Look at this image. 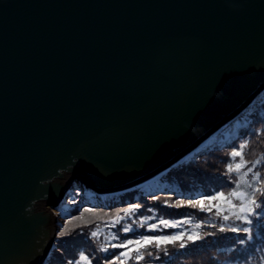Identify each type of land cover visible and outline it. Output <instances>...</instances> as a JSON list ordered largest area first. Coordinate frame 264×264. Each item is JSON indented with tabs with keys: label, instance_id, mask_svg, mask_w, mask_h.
Segmentation results:
<instances>
[{
	"label": "water",
	"instance_id": "obj_1",
	"mask_svg": "<svg viewBox=\"0 0 264 264\" xmlns=\"http://www.w3.org/2000/svg\"><path fill=\"white\" fill-rule=\"evenodd\" d=\"M263 94L264 0H0V264L48 263L72 178L139 188Z\"/></svg>",
	"mask_w": 264,
	"mask_h": 264
},
{
	"label": "trees",
	"instance_id": "obj_2",
	"mask_svg": "<svg viewBox=\"0 0 264 264\" xmlns=\"http://www.w3.org/2000/svg\"><path fill=\"white\" fill-rule=\"evenodd\" d=\"M222 137L227 138V135L223 134ZM240 144L246 145L243 154L247 161L260 160L264 164V97L246 115L237 137L233 140L226 139L223 144L199 155L194 161L175 166L140 188L120 196L108 197L105 207L93 208L96 212H83L80 206H76L62 227V230L67 229L66 234H58L49 264H67L73 257L78 258L80 252L88 255L92 264H104L106 257L111 258L113 253L118 254L122 249L110 248L109 252L105 253L100 250L102 245L120 243L125 239H138L141 234L170 235L177 231L193 230H198L203 237L195 244L188 243L183 249L179 248L178 244L167 245V254L162 249L150 247L147 251L152 255L148 256L145 252V259L139 264H264V220L260 221L259 227L255 224L252 226L253 238L240 244L236 234L218 231L220 224L229 227L233 224L242 226L234 218L223 221L215 215V211L201 212L190 207L177 208L165 204V201L175 205L178 200L186 202L188 199H199L217 191H231L235 187L231 182L235 179V174L231 177L226 175V164L238 162L239 158L232 160L230 152L233 146L238 147ZM256 170L264 174V167L261 165H257ZM155 186H158L159 190L155 191ZM153 196L159 199L154 200ZM132 204H139L140 208L125 217L120 224L108 226L119 209ZM82 212L83 219H72L74 216H80ZM161 219L184 223L175 229L160 226L157 232H149L148 226L159 224ZM69 220L72 222L68 223ZM197 224H200L201 228L196 229ZM213 224H216L217 228L211 227ZM124 226H129L131 231L123 232ZM92 231H98L99 235L92 237ZM207 233L215 235H206ZM113 235L117 237L116 240H112ZM129 264L137 262L131 260Z\"/></svg>",
	"mask_w": 264,
	"mask_h": 264
},
{
	"label": "snow or ice",
	"instance_id": "obj_3",
	"mask_svg": "<svg viewBox=\"0 0 264 264\" xmlns=\"http://www.w3.org/2000/svg\"><path fill=\"white\" fill-rule=\"evenodd\" d=\"M245 144H240L238 147L233 146V150L230 152L232 160L239 158L235 164H226V175L230 177L235 174V179L231 182L235 185L231 191L225 193L224 191H217L215 194H207L201 196L199 199H188L176 201L175 205L165 204L168 206L190 207L197 209L201 212H213L217 217L222 218L223 221L233 219L239 222L242 226H226L220 224L218 231L220 233L231 232L239 237V243L244 244L247 240L253 238L252 231L253 225L260 226V221L264 220V174L259 170H256L257 165L264 167V164L260 160L254 162L247 161L243 154ZM152 199L158 200L159 197L153 196ZM139 204H132L127 208H121L117 211L116 216L111 220L108 226L114 227L120 224L122 220L128 215L132 214L134 210L139 209ZM83 212H96L93 208H84ZM83 212L80 216H74L72 219H83ZM123 213V215H121ZM69 220L68 223H71ZM184 221H171L161 219L159 224H150L148 226L149 232H157L160 226L164 228H178ZM143 226V225H141ZM213 228H217L216 224L211 225ZM196 229L201 228L200 224L195 225ZM131 231L129 226L123 227V232L128 233ZM67 232L65 228L60 232L61 236H64ZM92 237L99 235L98 231L91 232ZM206 235H215V233H207ZM201 236L198 230L191 232L177 231L170 235H144L141 234L138 239H125L120 243H110L108 245H102L100 250L108 253L109 249H122L118 254L113 253L111 258L106 257L104 264H129V261L135 260L137 264L145 259L144 253L148 256L152 253L147 251L148 248L154 247L156 249H162L166 252L167 245H177L179 248H185L188 243L195 244L196 241L201 240ZM115 235L112 236V240H116ZM67 264H92L91 258L84 252H80L78 258L68 260Z\"/></svg>",
	"mask_w": 264,
	"mask_h": 264
},
{
	"label": "bare ground",
	"instance_id": "obj_4",
	"mask_svg": "<svg viewBox=\"0 0 264 264\" xmlns=\"http://www.w3.org/2000/svg\"><path fill=\"white\" fill-rule=\"evenodd\" d=\"M264 97V94L260 97V100H262V98ZM249 109L247 110V111H245L243 114H242V112H241V114L239 115L240 116V118L241 119H236L233 123H231V124H225L224 126H223V131L222 132H220V133H214V134H212V136H210V137H208L206 140H207V142L205 143V145H212V148L211 149H213L214 147H216V146H219V145H221V144H223L225 141H226V139H230V140H233L234 138H236L237 137V134H238V131L241 129V126H242V121H243V119L246 117V113H248L249 111H250V109H252L253 108V106H249L248 107ZM238 124L240 125V127L238 126ZM224 131H226V134L224 133ZM223 134H225V135H227V138H223L222 137V135ZM209 140V141H208ZM205 145H204V147H205ZM190 157H193V155H190ZM156 180V179H155ZM71 182H69L68 183V185L71 183L72 185L70 186V187H68V191H67V193H66V195L65 196H63V199H62V202L60 203V205H59V207H58V209L57 210H51L52 211V213H53V215H54V224H53V228L54 229H56V231H58V233H57V236H56V239H57V237H58V234L60 233L59 232V228L57 229V225H58V219H57V217L55 216V212H57L59 209H60V207H61V205L64 203V202H66V200L69 198V196L71 195V193H72V191H77V189L79 188V185H77V184H75L74 182H78L79 184H82V186L80 187V192H82L83 194H84V191H89L90 193H92V194H89V196L88 195H85V196H83V199L87 202H85V205H87V206H97V207H94V208H100V207H105V200L106 199H108V197H112V196H120V195H123V194H125V193H127L128 191H131V190H134V189H131V190H127L126 192H117L116 194H111V193H108L107 194V196H104L103 195V193H97V192H95V191H93V190H91L87 185H86V183H85V181L83 180V177H81V176H76V177H74V178H72L71 180H70ZM154 181V180H153ZM146 185V184H145ZM144 186V185H143ZM142 187V186H141ZM156 187H158V186H155L154 188H156ZM140 188V187H139ZM153 188V189H154ZM136 189V188H135ZM152 190V189H151ZM82 194V195H83ZM103 199H105V200H103ZM101 200H102V202H101ZM84 206V205H83ZM83 206H81L80 207V210H82L81 208L83 207ZM46 208H49V207H46ZM85 208H92V207H85ZM84 209V208H83ZM66 220H67V218H66ZM55 244H56V242L54 243V248L53 249H55ZM54 251V250H53ZM52 251V252H53ZM52 252L50 253V255L52 254ZM50 258V257H49Z\"/></svg>",
	"mask_w": 264,
	"mask_h": 264
},
{
	"label": "rangeland",
	"instance_id": "obj_5",
	"mask_svg": "<svg viewBox=\"0 0 264 264\" xmlns=\"http://www.w3.org/2000/svg\"><path fill=\"white\" fill-rule=\"evenodd\" d=\"M226 134V131L224 132ZM75 184L79 185V188L77 189V191H72L71 195L69 196V198L66 200V202H64L60 209L55 212V216L58 219V225L56 226L57 229L59 228V232L62 230V227L65 225L66 222V218L68 216H70V213L72 212V210L76 207V206H83L85 205V200L83 199V196L92 194L89 191H84V194L82 192H80V187L82 186V184H79L77 181L74 182ZM83 194V195H82ZM87 203V202H86ZM55 250V249H54ZM54 252V251H53ZM52 252V253H53ZM52 254L50 255L49 261L47 264H49L50 259H51Z\"/></svg>",
	"mask_w": 264,
	"mask_h": 264
}]
</instances>
